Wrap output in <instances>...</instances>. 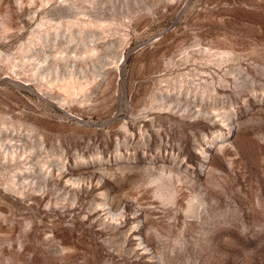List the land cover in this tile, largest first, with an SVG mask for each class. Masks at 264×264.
<instances>
[{
    "label": "rangeland",
    "instance_id": "rangeland-1",
    "mask_svg": "<svg viewBox=\"0 0 264 264\" xmlns=\"http://www.w3.org/2000/svg\"><path fill=\"white\" fill-rule=\"evenodd\" d=\"M0 264H264V0H0Z\"/></svg>",
    "mask_w": 264,
    "mask_h": 264
}]
</instances>
